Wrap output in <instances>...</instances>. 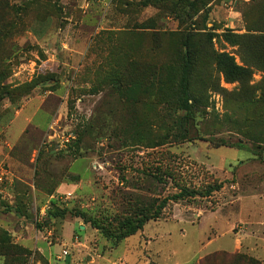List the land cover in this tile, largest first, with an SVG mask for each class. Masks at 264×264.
I'll list each match as a JSON object with an SVG mask.
<instances>
[{"label": "rangeland", "instance_id": "1", "mask_svg": "<svg viewBox=\"0 0 264 264\" xmlns=\"http://www.w3.org/2000/svg\"><path fill=\"white\" fill-rule=\"evenodd\" d=\"M139 1L0 0V165L15 177L0 203V264H264V101L259 90L245 101L214 61L243 64L224 33L264 30V0H199L177 15ZM245 55L259 84L264 57ZM208 75L218 88L186 134L173 89L202 94ZM165 167L195 189L222 187L169 201L120 240L92 225L115 228L131 203L178 192L150 173Z\"/></svg>", "mask_w": 264, "mask_h": 264}, {"label": "trees", "instance_id": "2", "mask_svg": "<svg viewBox=\"0 0 264 264\" xmlns=\"http://www.w3.org/2000/svg\"><path fill=\"white\" fill-rule=\"evenodd\" d=\"M163 1L169 2L168 9L170 11H174L175 14L177 12L180 13L184 10L191 9L199 2V0H143L139 2L143 7H159V3ZM248 31V34L241 35L233 34L230 31L224 33V36L228 42L239 46V53L241 61L243 62L242 65L236 64L234 59L225 52L217 53L214 57V61L216 67L222 73L226 81H237L239 83V91L243 93L241 96L245 101L251 102L250 99L255 97L256 90L260 91L257 100L264 101V78H262L259 84H250L252 74L251 66L254 65L245 55L247 52L254 50V52H259L264 57V30L249 29ZM174 34L175 33L172 32L170 35L172 36ZM194 34V32H187L184 35H181V38H179L180 46L182 47L181 53L179 51V60L182 63L181 73L183 76L182 78H185L184 76H186L187 84L191 83L189 75H191L196 62L195 51L193 50ZM210 40L211 38H209V41ZM258 66L259 69L264 71V63ZM207 81L210 85H207L205 89L202 88V94H199L198 90L193 88V86H185L186 84L179 86L177 91L173 89L174 95H176L179 100L177 104H179L180 108H182L184 111V115L179 117V120L176 122H178L179 127H181L184 123L186 127V134L190 132L192 127H196L193 110H197L198 105H205L204 96L207 89L210 91H215L218 88L216 79H212L208 75ZM181 104L183 105L181 106ZM199 131L200 130H198V132ZM78 149L79 147L76 145V150L78 151ZM150 173L152 176L158 179V181H160L162 177L172 179L176 184L178 192L174 193L170 197L167 196L161 199L158 203L154 204L153 207L150 208L142 206L138 204V202L131 203V207L134 208L133 211L129 213L131 215L129 217L126 216L122 221L119 222L120 225L115 228L111 227L109 224L105 225L102 222L100 223L97 219H92V225L100 229L106 236L120 240L137 232L147 220L158 218L161 210L169 201L194 197L195 195L210 196L213 192L220 190L222 187L221 183L213 181L206 183L201 189H195L190 184H185L182 180L179 181L175 177V174H173L172 169H167V167H165L164 171H160V169L155 168L154 171H150Z\"/></svg>", "mask_w": 264, "mask_h": 264}, {"label": "built area", "instance_id": "3", "mask_svg": "<svg viewBox=\"0 0 264 264\" xmlns=\"http://www.w3.org/2000/svg\"><path fill=\"white\" fill-rule=\"evenodd\" d=\"M15 177L4 165H0V203L8 201L11 192L14 190Z\"/></svg>", "mask_w": 264, "mask_h": 264}]
</instances>
